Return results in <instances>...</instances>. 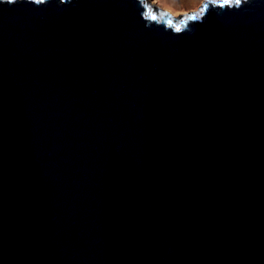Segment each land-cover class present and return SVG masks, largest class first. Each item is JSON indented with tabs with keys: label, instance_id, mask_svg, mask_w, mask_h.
I'll return each mask as SVG.
<instances>
[{
	"label": "water",
	"instance_id": "water-1",
	"mask_svg": "<svg viewBox=\"0 0 264 264\" xmlns=\"http://www.w3.org/2000/svg\"><path fill=\"white\" fill-rule=\"evenodd\" d=\"M0 0V264H264V0Z\"/></svg>",
	"mask_w": 264,
	"mask_h": 264
},
{
	"label": "rangeland",
	"instance_id": "rangeland-1",
	"mask_svg": "<svg viewBox=\"0 0 264 264\" xmlns=\"http://www.w3.org/2000/svg\"><path fill=\"white\" fill-rule=\"evenodd\" d=\"M173 17L185 15L192 11L197 0H150Z\"/></svg>",
	"mask_w": 264,
	"mask_h": 264
},
{
	"label": "clouds",
	"instance_id": "clouds-1",
	"mask_svg": "<svg viewBox=\"0 0 264 264\" xmlns=\"http://www.w3.org/2000/svg\"><path fill=\"white\" fill-rule=\"evenodd\" d=\"M189 14H190V12H189V13H187V14H185V15H187V16H188ZM179 16H183V15H179ZM179 16H176V17H179Z\"/></svg>",
	"mask_w": 264,
	"mask_h": 264
}]
</instances>
